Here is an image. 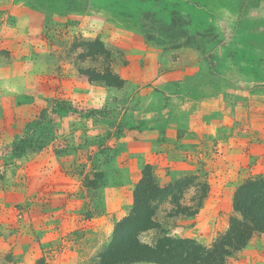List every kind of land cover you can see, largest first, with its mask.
<instances>
[{"label": "rangeland", "instance_id": "obj_1", "mask_svg": "<svg viewBox=\"0 0 264 264\" xmlns=\"http://www.w3.org/2000/svg\"><path fill=\"white\" fill-rule=\"evenodd\" d=\"M161 1L0 0V264H89L118 223L99 192L147 165L193 179L182 206L206 195L171 219L165 198L156 221L210 245L264 176V0ZM259 238L232 263L264 264Z\"/></svg>", "mask_w": 264, "mask_h": 264}, {"label": "trees", "instance_id": "obj_2", "mask_svg": "<svg viewBox=\"0 0 264 264\" xmlns=\"http://www.w3.org/2000/svg\"><path fill=\"white\" fill-rule=\"evenodd\" d=\"M192 180L185 177L162 186L153 168L147 165L134 192L131 214L117 223L110 243L89 264H233L232 259L255 235L264 234V176L250 178L238 188L233 200L237 216L210 245L177 238L156 221V203L168 197L177 208L168 215L169 219L198 214L206 195L197 207H184L179 202ZM149 231L159 235L152 243L143 242L140 236Z\"/></svg>", "mask_w": 264, "mask_h": 264}, {"label": "crops", "instance_id": "obj_3", "mask_svg": "<svg viewBox=\"0 0 264 264\" xmlns=\"http://www.w3.org/2000/svg\"><path fill=\"white\" fill-rule=\"evenodd\" d=\"M197 1L200 2L202 0H197ZM203 2L205 4H208L210 0H203ZM177 4L179 5V7L182 6L184 7V8L182 7V10L186 14H210L208 9L199 8L193 4L187 3V1H182V0H162L159 5V10L157 11V14H171L169 9L175 8ZM197 21L199 25H202V20H199V18H197ZM152 130L155 131L150 132L149 135L154 137L153 135L156 133L157 129L153 128ZM155 135L157 137V134ZM146 160L148 161L146 163L153 164V160L151 158L148 159L147 157ZM138 181H139V175L136 177L132 175L130 181L123 187L111 186L102 189L101 192L98 191L99 194L96 200L97 199L100 200L102 204L103 201L106 202V207H107L104 211H102L104 222L108 221L109 224H114L128 217L131 214L134 204L133 190L135 189L136 183H138ZM113 193H115L116 195H114ZM259 235L260 238L258 243L259 245H264V234H259Z\"/></svg>", "mask_w": 264, "mask_h": 264}]
</instances>
